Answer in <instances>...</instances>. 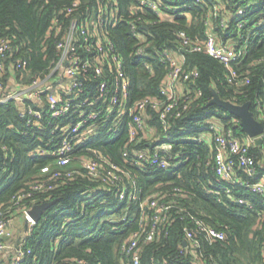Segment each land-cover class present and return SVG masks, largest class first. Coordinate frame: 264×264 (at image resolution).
Returning <instances> with one entry per match:
<instances>
[{"label": "trees", "instance_id": "16d2710c", "mask_svg": "<svg viewBox=\"0 0 264 264\" xmlns=\"http://www.w3.org/2000/svg\"><path fill=\"white\" fill-rule=\"evenodd\" d=\"M118 1L119 21L111 30V37L134 84L133 100L162 97L160 85L168 69L160 57L165 49L180 46L179 31H185L192 40H205L207 32L212 30L220 42L235 44L240 37H249L247 54L234 68L248 77L250 83H230L225 65L205 51L186 52V69L199 72L190 84V95L195 98L198 91L201 93L191 102L188 111L164 123L158 113L150 110L146 127L155 128L156 132H143L141 141L130 146L127 119L119 132H98L91 141L100 154L120 166H124L126 149L130 152L134 148L156 149L166 143L171 146L166 154L178 157L177 161L164 170L128 166L140 188V200L129 203L128 214L127 202H120L113 193L104 190L91 193L90 187L100 185L99 181L84 173L71 182L65 179L56 182L49 192L35 193L25 200L28 206L56 203L43 214L28 238L33 254L23 264H124V261L132 264L121 255L120 244L145 224L141 221L140 203L146 199L149 203L153 199L172 202L178 209L169 213L168 222L160 224L159 238L142 250V264H194L196 256L206 263L264 264V196L237 188L235 194L244 193L252 207L236 203L224 192L227 181H222L214 170V144L194 140L207 134L212 119L221 117L226 123L239 119L212 103L214 92L235 105L250 103L252 112L258 116V102L264 96V0H161L167 18L149 11L143 16L146 24L138 26L139 33L150 44L145 57L147 67L142 59L133 56L134 49L140 45L139 38L132 33L137 0ZM247 5L246 12L238 15L239 9ZM95 6L96 0H0V39L9 41L13 48L7 67L18 60L27 61L24 72L27 79L47 70L57 59L58 37L51 30L54 17L64 12L61 15L64 20L65 10L69 8L77 9L75 15H84L95 10ZM155 47L162 53L155 51ZM0 114L2 219L13 213H16L13 216L19 215L15 195L30 191L33 183L44 180L41 168L53 158L29 154L42 143L39 137L48 139L47 133L39 134L28 128L20 119L15 103L2 106ZM236 132L247 135L243 129ZM251 151L264 165V143H256ZM113 205L117 206L118 217L109 218L111 213L106 209ZM152 211L150 205L146 207L147 213ZM192 216L223 230L226 239L213 244L202 242L200 251L182 253L185 228L194 225Z\"/></svg>", "mask_w": 264, "mask_h": 264}, {"label": "built area", "instance_id": "2783aa9c", "mask_svg": "<svg viewBox=\"0 0 264 264\" xmlns=\"http://www.w3.org/2000/svg\"><path fill=\"white\" fill-rule=\"evenodd\" d=\"M95 7V10L80 16L74 14L77 9L69 8L65 10L64 20L61 18L64 12L54 17L51 30L58 37L57 59L47 70L30 79H27V73L24 74L27 61L18 60L7 67V59L13 48L9 41L0 39V108L10 102L15 103L20 119L28 128L33 132H41L39 134L47 133L45 138L48 139L39 137L42 143L29 154L53 158L50 164L41 168L44 180L33 183L30 191L15 195L19 214L28 217V230L15 247L13 258L0 264H23L33 254L27 240L38 222L30 216L34 207L28 206L25 200L32 198L35 193L49 192L55 188L56 182L63 179L71 182L84 173L99 181L100 185L90 187L91 193L103 190L113 193L120 202H127L128 214L131 208L129 203L140 200V188L128 166L131 164L164 170L173 165V161H177L178 157L167 155V149L171 146L166 143L156 149L134 148L130 152L128 148L123 154L124 166H120L100 154L91 141L98 132H119L120 126L127 119L130 146L141 141L140 135L143 132H156L155 128L146 127L150 110L158 113L164 123H167L168 118H180L188 111L191 102L201 93L198 91L195 98L190 95V84L199 76V72L197 69H186V52L205 51L225 65L230 83H250L248 77L240 75L234 68L247 54L249 37L242 36L239 43L235 44L233 41L220 42L212 30L207 32L205 40H192L185 31H179L178 48L171 47L162 53L155 47V51L162 53L161 62L168 69L160 85L162 97L145 96L133 100L131 95L134 84L111 37V30L119 21V1L96 0ZM248 7H241L238 15H243ZM163 8L161 0H137L133 8L137 17L132 33L140 40L133 56L142 59L143 63L149 54L147 50L150 44L146 43L147 37L139 33L138 26L146 24L143 16L149 11L158 17L167 18ZM257 111L256 119L264 124V96L258 102ZM241 129L240 119L234 118L226 123L217 117L209 121L207 134L197 136L194 140L214 144V170L222 181H227L224 192L236 203L252 207L244 193L236 195L235 190L241 188L264 196V165L251 151L257 138L241 136L236 132ZM6 149L4 146L3 150ZM87 153L93 156H87ZM149 205L153 209L151 214L146 212ZM140 208L141 221L145 224L120 244L121 255L129 258L132 264H142V250L159 238L160 224L168 222L169 213L178 209V206L159 199L149 203L146 199L141 201ZM14 214L0 219V254L6 248L5 238L10 223L17 216ZM192 219L194 225L185 228L186 241L182 253L200 251L202 242L213 244L226 239L223 230L193 216ZM124 264L131 263L124 261ZM194 264L215 263H206L196 256Z\"/></svg>", "mask_w": 264, "mask_h": 264}, {"label": "water", "instance_id": "95a60500", "mask_svg": "<svg viewBox=\"0 0 264 264\" xmlns=\"http://www.w3.org/2000/svg\"><path fill=\"white\" fill-rule=\"evenodd\" d=\"M213 104L224 108L230 114L238 117L241 120V126L243 131L251 138H257V144L264 143V124L256 119L254 113L250 108V103L244 105H235L230 102L222 100L219 95L214 92ZM56 202L49 201L40 205L34 206L30 212V216L36 221L42 218L43 214L51 208Z\"/></svg>", "mask_w": 264, "mask_h": 264}, {"label": "crops", "instance_id": "0c3cea01", "mask_svg": "<svg viewBox=\"0 0 264 264\" xmlns=\"http://www.w3.org/2000/svg\"><path fill=\"white\" fill-rule=\"evenodd\" d=\"M28 217L23 214L17 215L10 223L8 235L5 238L6 248L0 254V263L10 261L14 255V249L20 244L28 230Z\"/></svg>", "mask_w": 264, "mask_h": 264}, {"label": "rangeland", "instance_id": "374dc122", "mask_svg": "<svg viewBox=\"0 0 264 264\" xmlns=\"http://www.w3.org/2000/svg\"><path fill=\"white\" fill-rule=\"evenodd\" d=\"M108 212H110L111 214L109 215V218H115L118 214H117V206H110L106 209ZM118 217V216H117Z\"/></svg>", "mask_w": 264, "mask_h": 264}]
</instances>
